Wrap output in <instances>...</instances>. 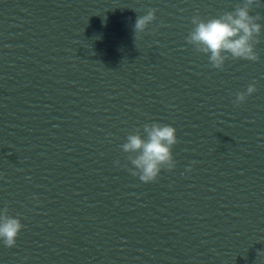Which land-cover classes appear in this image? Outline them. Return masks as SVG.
<instances>
[{
    "label": "water",
    "instance_id": "water-1",
    "mask_svg": "<svg viewBox=\"0 0 264 264\" xmlns=\"http://www.w3.org/2000/svg\"><path fill=\"white\" fill-rule=\"evenodd\" d=\"M153 122L175 128L176 165L143 183L120 146ZM5 206L23 228L0 264L264 260V161L13 0H0Z\"/></svg>",
    "mask_w": 264,
    "mask_h": 264
},
{
    "label": "clouds",
    "instance_id": "clouds-1",
    "mask_svg": "<svg viewBox=\"0 0 264 264\" xmlns=\"http://www.w3.org/2000/svg\"><path fill=\"white\" fill-rule=\"evenodd\" d=\"M255 2L242 0L233 11L207 20L198 14L194 15L191 18L193 28L186 37V43L197 52L208 55V61L215 69H222L229 59L256 62L258 56L255 45L259 43L261 24L258 21L261 17L250 15L251 6ZM155 12L156 9H149L145 15L137 17L133 25L134 39H139L140 33L145 32L147 25L155 20ZM255 91V82L250 83L246 91H237L234 94V106L245 102ZM143 134L142 137L139 129L134 130L120 147L128 154V160L133 166L127 169L129 173L138 176L143 183H153L162 169L171 171L176 165L172 155V147L178 143L176 130L170 125L153 122L143 126ZM115 164L119 165V161ZM191 170L192 165H189L186 171ZM22 228L20 219L9 215L6 206L0 210V242L3 246L14 247ZM257 257H264V251L257 250ZM260 264H264V260Z\"/></svg>",
    "mask_w": 264,
    "mask_h": 264
}]
</instances>
